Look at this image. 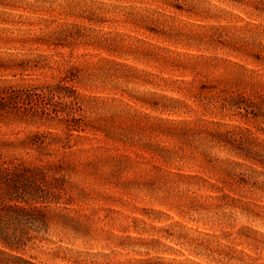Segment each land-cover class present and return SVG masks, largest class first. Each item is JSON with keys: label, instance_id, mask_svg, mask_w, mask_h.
I'll return each mask as SVG.
<instances>
[{"label": "rangeland", "instance_id": "rangeland-1", "mask_svg": "<svg viewBox=\"0 0 264 264\" xmlns=\"http://www.w3.org/2000/svg\"><path fill=\"white\" fill-rule=\"evenodd\" d=\"M8 87L48 113L0 114L49 197L13 255L264 264V0H0Z\"/></svg>", "mask_w": 264, "mask_h": 264}, {"label": "trees", "instance_id": "trees-1", "mask_svg": "<svg viewBox=\"0 0 264 264\" xmlns=\"http://www.w3.org/2000/svg\"><path fill=\"white\" fill-rule=\"evenodd\" d=\"M39 97V95H36ZM32 95L23 93L22 90H15L11 87L3 88L0 91V114L4 106L10 113L12 110H19L18 104L25 102L23 116L34 118L38 114L48 116L46 110L38 109L36 101L33 104ZM40 110V113H38ZM33 146L39 149L43 146V140L34 135ZM1 159V155H0ZM44 172L41 168H33L20 164H5L0 162V264H36L31 260L24 259L11 252L18 250L19 238L15 231H9L10 221L21 223L24 219H33L38 216L41 206L48 200L45 192ZM11 230V229H10Z\"/></svg>", "mask_w": 264, "mask_h": 264}]
</instances>
